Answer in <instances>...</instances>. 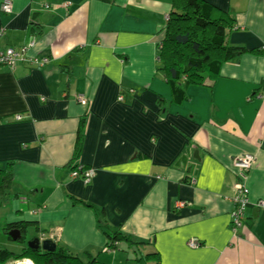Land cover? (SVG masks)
Masks as SVG:
<instances>
[{"label": "crops", "instance_id": "1", "mask_svg": "<svg viewBox=\"0 0 264 264\" xmlns=\"http://www.w3.org/2000/svg\"><path fill=\"white\" fill-rule=\"evenodd\" d=\"M204 1L230 13L228 44L247 51L176 105L159 60L174 0H14L10 14L0 0V48L34 41L26 55L49 58L0 70V168L32 206L19 217L11 199L0 217L99 264L122 249L155 253L149 264H264V0ZM246 154L252 206L234 233L233 160ZM79 165L96 170L89 183L72 179ZM117 233L132 242L110 254Z\"/></svg>", "mask_w": 264, "mask_h": 264}, {"label": "trees", "instance_id": "2", "mask_svg": "<svg viewBox=\"0 0 264 264\" xmlns=\"http://www.w3.org/2000/svg\"><path fill=\"white\" fill-rule=\"evenodd\" d=\"M170 14L159 60L161 61V71L171 89L173 103L179 105L189 99L188 90L190 87L210 85L213 78L220 76L224 63L235 60L236 57L245 54L247 50L228 44V34L234 26V20L230 13L217 10L210 2L174 0L173 10ZM84 125V120H82L77 134L74 158L78 157L80 152ZM76 168L74 167L72 170ZM12 180L11 168H0L1 205L18 197V195L10 196ZM36 224L26 221L5 224L2 227L3 232L1 231V243L13 242L9 236L10 230L13 229L20 230L25 239L27 229L36 226ZM109 238L112 240V243L107 246L109 249L116 245V241L128 240L132 242L131 239L123 237L119 233L112 237L109 236ZM156 256L155 253H150L140 256L136 260L139 264H149ZM86 259H88V255ZM86 259L72 254L59 244L54 252L36 251L28 246L23 247L20 252H13L0 247V264L22 260H30L33 264H99L94 258Z\"/></svg>", "mask_w": 264, "mask_h": 264}, {"label": "built area", "instance_id": "3", "mask_svg": "<svg viewBox=\"0 0 264 264\" xmlns=\"http://www.w3.org/2000/svg\"><path fill=\"white\" fill-rule=\"evenodd\" d=\"M13 3L14 0H3L2 10L4 13H12L13 11ZM2 33V31H1ZM36 43L34 41H30L23 48H15V47H7L0 48V70L3 68L14 69L15 65L19 62H30L33 65H45L49 62V58H29L26 53L32 47H35ZM122 99V97H120ZM17 120H21L22 117L18 115L16 117ZM256 157L254 155H243L233 160L234 168L240 174V181L237 184V187L234 190V193L229 197L230 202L233 205V210L231 212V228L235 233L239 228H242L244 224V219L246 216L247 208L251 204V200L249 197V189L246 186L244 179L245 174L248 172L252 165L255 163ZM73 173H71L72 179L81 178L87 183L95 176V170L93 169H83L82 166H77L74 169ZM186 202L178 203V208H183L186 206ZM260 208H264V202L258 201L256 204ZM192 249H196L199 247V242L197 240H192L188 243ZM103 250L112 251L108 247H105Z\"/></svg>", "mask_w": 264, "mask_h": 264}, {"label": "rangeland", "instance_id": "4", "mask_svg": "<svg viewBox=\"0 0 264 264\" xmlns=\"http://www.w3.org/2000/svg\"><path fill=\"white\" fill-rule=\"evenodd\" d=\"M74 171H76V170H72V172L71 173H73ZM24 195H26V194H24ZM15 200L16 199H14V198H12V203H11V205L13 204V203H16L15 202ZM32 207V206H30V204L29 205H27V203H26V206L24 207V208H21V207H19V204H18V201H17V203H16V207H17V210L18 211H21L20 212V215H19V217L21 216V215H23V213H25L26 211H27V208L28 207ZM2 206H1V204H0V208H1ZM9 210H11L12 212H14V210H13V207L12 206H8V208L7 209H5L3 212H7L8 214L10 213L9 212ZM11 221V219L9 218V215H7V216H1L0 217V224H1V229H0V231H2V227L5 225V224H9V222ZM28 231H27V233H26V235H25V239H24V241L21 243V242H16V243H14V242H10V243H3V246H0L1 248H3V249H8V250H11V251H13V252H19V250L22 248V246H28V244H29V242H30V240L31 239H33V237H36L37 235H39V233H40V231L37 229V227L36 226H33V227H30V228H28L27 229ZM3 232V231H2ZM41 237H43V236H41ZM50 239V238H49ZM41 240H43V239H41ZM52 240V239H51ZM54 242H56L55 240H53ZM128 251V250H127ZM126 250H120V251H118V253L119 254H121V256H119V257H117V259L115 260L116 261V263L115 264H139L138 263V261H136V260H133L135 257H136V255H134V254H130V257L128 256L129 254H128V252H127ZM113 253H115L114 251L112 252H110V254H113ZM114 256H112V258H113ZM140 257V256H139ZM138 257V258H139ZM115 258V257H114ZM23 261H25V260H22V261H13V262H11V263H9V264H18V263H22ZM28 261H30V260H28Z\"/></svg>", "mask_w": 264, "mask_h": 264}, {"label": "water", "instance_id": "5", "mask_svg": "<svg viewBox=\"0 0 264 264\" xmlns=\"http://www.w3.org/2000/svg\"><path fill=\"white\" fill-rule=\"evenodd\" d=\"M9 236L14 242H22V240L24 239V235L22 234V232L17 229L10 230ZM28 247L36 251L42 250L44 252H54L57 249V243L51 239L41 240V238L39 237H34L33 240H30Z\"/></svg>", "mask_w": 264, "mask_h": 264}, {"label": "bare ground", "instance_id": "6", "mask_svg": "<svg viewBox=\"0 0 264 264\" xmlns=\"http://www.w3.org/2000/svg\"><path fill=\"white\" fill-rule=\"evenodd\" d=\"M246 155H251V154H246ZM253 155V154H252ZM243 156V155H242ZM256 157V156H255ZM233 165H234V163H233ZM79 166H82L83 167V169H92V168H90V167H85L84 165H79ZM94 170V169H93ZM251 170V169H250ZM249 170V171H250ZM96 171V170H95ZM237 171V170H236ZM248 171V172H249ZM238 172V171H237ZM248 172H246V174H245V179H244V182L246 181V176H247V173ZM239 173V172H238ZM240 176V175H239ZM77 179H81V178H77ZM77 179H75V180H77ZM82 180V179H81ZM82 181H84V180H82ZM85 183H87L86 181H84ZM89 182H90V180H89ZM88 182V183H89ZM245 184H246V182H245ZM247 186V185H246ZM248 187V186H247ZM248 189H249V187H248ZM249 196H250V189H249ZM250 200H251V197H250ZM264 202V201H263ZM257 204V203H256ZM256 204H253V205H255V207H257V208H260V207H258ZM250 206H252V203L248 206V208L250 207ZM248 208H247V210H248ZM247 213V212H246ZM245 219H246V217H245ZM245 219H244V221H245ZM245 223V222H244ZM232 229V228H231ZM240 229V228H239ZM236 233V232H235ZM22 264H32V262H30V261H28V260H25V261H23L22 262Z\"/></svg>", "mask_w": 264, "mask_h": 264}, {"label": "flooded vegetation", "instance_id": "7", "mask_svg": "<svg viewBox=\"0 0 264 264\" xmlns=\"http://www.w3.org/2000/svg\"><path fill=\"white\" fill-rule=\"evenodd\" d=\"M33 238H34V237H33ZM31 240H33V239H31ZM23 241H24V239L22 240V242H23ZM22 242H21V243H22Z\"/></svg>", "mask_w": 264, "mask_h": 264}, {"label": "clouds", "instance_id": "8", "mask_svg": "<svg viewBox=\"0 0 264 264\" xmlns=\"http://www.w3.org/2000/svg\"><path fill=\"white\" fill-rule=\"evenodd\" d=\"M31 262V261H30ZM33 264V263H32Z\"/></svg>", "mask_w": 264, "mask_h": 264}]
</instances>
